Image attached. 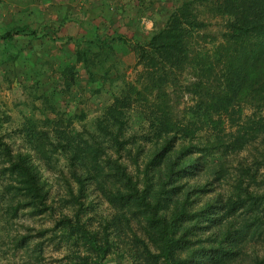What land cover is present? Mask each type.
I'll return each mask as SVG.
<instances>
[{
    "label": "trees",
    "instance_id": "obj_1",
    "mask_svg": "<svg viewBox=\"0 0 264 264\" xmlns=\"http://www.w3.org/2000/svg\"><path fill=\"white\" fill-rule=\"evenodd\" d=\"M118 23L73 37L15 17L0 31V69L20 64L30 89L17 125L0 110L3 255L264 264V0H182L146 38ZM120 45L136 55L132 79ZM23 216L51 226L13 233Z\"/></svg>",
    "mask_w": 264,
    "mask_h": 264
},
{
    "label": "rangeland",
    "instance_id": "obj_2",
    "mask_svg": "<svg viewBox=\"0 0 264 264\" xmlns=\"http://www.w3.org/2000/svg\"><path fill=\"white\" fill-rule=\"evenodd\" d=\"M15 1V0H14ZM13 1V2H14ZM182 0H17L11 3V0H0V31L5 27L13 24L15 17L22 18V21L29 24L32 27L44 26L49 31L54 32L60 30V34L69 33L70 36H88L89 27L92 25H98L102 29L111 31L113 24H120L121 30L127 33L129 36L135 34V38H146L149 36V32L155 28L162 27L169 16L174 5H177ZM21 8V13L11 15L9 10L17 11ZM68 12V13H67ZM3 14V15H2ZM65 15H70L71 19H67L62 26V18ZM123 22V23H122ZM65 26V30L63 27ZM212 29L218 30L219 25L215 24L211 26ZM53 34V32H52ZM55 35V34H54ZM138 39V38H137ZM50 44V45H49ZM45 49L48 50L50 46L51 56L55 58L64 55L61 52L56 51V45L52 44L48 39L44 44ZM66 51L72 52L74 43L72 41H61ZM119 60L122 67L127 71L128 76L132 79L136 75L134 64L136 62V55L124 45H120ZM2 45L0 44V51ZM58 54V55H57ZM0 110L7 109L11 114L13 120L12 125H17L22 120V110H27L30 106V89L24 84V79L29 83V79L25 76V69L17 64L16 66L7 63L0 69ZM7 107V108H6ZM80 108H87L89 117H93L98 114V107L94 102H88L86 105H80ZM247 155V152L243 153V156ZM43 176L49 178L50 181H54L57 175L52 172L43 170ZM53 196L57 199V203L61 196L66 195L64 189H61L58 194L54 185ZM56 192V194H55ZM96 204H99L98 209L103 213H109V206L101 202L96 198ZM52 219L47 217L37 218L35 220L23 216L17 224L13 226V233L18 229L23 230V226L29 224L35 225L37 228L40 226H51ZM0 245V264H24L20 260V257L13 258L9 256V259L3 255L6 250ZM7 247V246H6ZM3 248V249H2ZM59 252L53 247H48L44 260L38 264H62L59 260Z\"/></svg>",
    "mask_w": 264,
    "mask_h": 264
},
{
    "label": "crops",
    "instance_id": "obj_3",
    "mask_svg": "<svg viewBox=\"0 0 264 264\" xmlns=\"http://www.w3.org/2000/svg\"><path fill=\"white\" fill-rule=\"evenodd\" d=\"M14 0H11V3H13L14 4V2H16L17 0H15L14 2H13ZM8 13L9 14H11V15H16V14H18V13H21V8L17 11V9L16 10H9L8 11ZM3 15V14H2ZM40 27H44V26H40ZM44 29H46V30H48V28L47 27H45ZM62 29V28H61ZM60 29V30H61ZM63 29L65 30V26L63 27ZM49 30H50V28H49ZM123 32V31H122Z\"/></svg>",
    "mask_w": 264,
    "mask_h": 264
}]
</instances>
